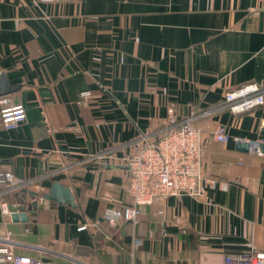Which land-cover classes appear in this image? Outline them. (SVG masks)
<instances>
[{
    "label": "crops",
    "instance_id": "1",
    "mask_svg": "<svg viewBox=\"0 0 264 264\" xmlns=\"http://www.w3.org/2000/svg\"><path fill=\"white\" fill-rule=\"evenodd\" d=\"M0 74L13 87L0 100L25 109L15 128L0 123V170L31 181L3 193L30 217L7 221L15 238L86 264H223L264 250V148L249 144H264V103L216 109L229 89L264 86L260 0H0ZM170 106L179 120L194 113L204 131L219 123L229 135L210 141L202 161L214 185L203 197L140 205L136 224L107 227L102 212L126 198L120 158ZM97 153L115 157L86 160ZM55 180L75 208L39 198Z\"/></svg>",
    "mask_w": 264,
    "mask_h": 264
},
{
    "label": "built area",
    "instance_id": "2",
    "mask_svg": "<svg viewBox=\"0 0 264 264\" xmlns=\"http://www.w3.org/2000/svg\"><path fill=\"white\" fill-rule=\"evenodd\" d=\"M53 2L58 0H39ZM264 10V0H260ZM89 92L81 93L82 98ZM264 103V86L257 83L242 84L224 92L222 102L216 109H227L232 113L248 111ZM0 123L4 129H13L25 119V109L20 103L8 105V99L0 100ZM196 115L191 113L184 120H179L172 106L167 108L164 121L156 132L132 153L121 157V166L126 171L124 190L126 198L120 205L104 210L101 218L107 227H116L124 221L136 224L139 206L151 204L166 197L187 195L193 198L203 197L211 188L215 179L202 172V161L210 141L224 143L229 139L225 128L215 123L207 132L195 123ZM206 132V133H205ZM252 151L258 150V142H250ZM110 153H97L87 157L98 159L114 158ZM31 181L15 177L9 171L0 170V264H56L49 256H59L71 264H86L76 257L55 251L48 247L29 244L13 236L6 226L12 212L26 213L30 217L23 202H7L3 193L27 186ZM40 199L43 196L39 197ZM87 223L76 229L84 230ZM30 227L24 228L28 233ZM30 250L35 255L25 252ZM37 254V255H36ZM223 264H264V250L252 248L248 252L227 255Z\"/></svg>",
    "mask_w": 264,
    "mask_h": 264
},
{
    "label": "water",
    "instance_id": "3",
    "mask_svg": "<svg viewBox=\"0 0 264 264\" xmlns=\"http://www.w3.org/2000/svg\"><path fill=\"white\" fill-rule=\"evenodd\" d=\"M13 90V87H10L5 82V76L4 74H0V96L5 95ZM243 149L248 148V143H242L241 144ZM260 149L264 148V144L260 143L258 145ZM32 196H35V192H31ZM45 199L55 201L57 203H64L67 204L73 208L76 207L75 201H74V195L70 189L69 186L62 184L59 181H53L49 187V189L42 195ZM20 210L22 212H12L10 217L12 221H23L25 222L27 220L26 213L23 212L24 207H21Z\"/></svg>",
    "mask_w": 264,
    "mask_h": 264
},
{
    "label": "rangeland",
    "instance_id": "4",
    "mask_svg": "<svg viewBox=\"0 0 264 264\" xmlns=\"http://www.w3.org/2000/svg\"><path fill=\"white\" fill-rule=\"evenodd\" d=\"M49 257H50L51 259H53V260L55 259V257H54V256H52V255H50Z\"/></svg>",
    "mask_w": 264,
    "mask_h": 264
}]
</instances>
